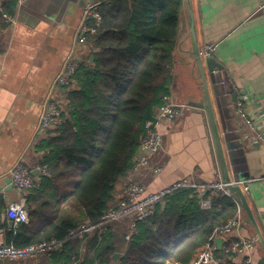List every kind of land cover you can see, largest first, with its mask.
I'll return each mask as SVG.
<instances>
[{
    "label": "trees",
    "instance_id": "obj_1",
    "mask_svg": "<svg viewBox=\"0 0 264 264\" xmlns=\"http://www.w3.org/2000/svg\"><path fill=\"white\" fill-rule=\"evenodd\" d=\"M0 4L1 29L3 14L15 15L18 0ZM182 5L183 0H111L99 7V26L89 20L96 31L87 35L90 52L68 92L65 122L37 146L50 176L36 177L38 186L25 196L29 223L13 226L3 217L7 208L0 197V231L7 244L26 248L60 241L47 264H111L116 253L117 264H190L214 231L235 218L232 197L178 189L136 225L129 241L130 228L123 230V222L108 224L100 235L70 237L113 207L118 183L132 173L147 123L170 96ZM216 255L228 256L224 249Z\"/></svg>",
    "mask_w": 264,
    "mask_h": 264
},
{
    "label": "crops",
    "instance_id": "obj_2",
    "mask_svg": "<svg viewBox=\"0 0 264 264\" xmlns=\"http://www.w3.org/2000/svg\"><path fill=\"white\" fill-rule=\"evenodd\" d=\"M86 1L18 0L16 25L5 23L0 29V197L6 208L22 198L7 173L20 161L30 169L43 161L37 146L50 131L41 132L38 123L50 95L66 92L56 86V79L67 57L75 52L83 62L90 52L86 45H78ZM93 1L106 5L111 0ZM197 47L204 76L195 55ZM206 47L213 48L211 54L206 55ZM173 55L170 97L183 107L173 122H157L162 149L150 158L149 169L131 173L118 183L112 206L130 179L150 193L183 180L197 185L223 181L207 110L190 106L206 104V84L228 177L234 180L238 171L244 176L248 205L264 239V141L257 139L258 134L264 136V0H183ZM208 56L223 67L216 78L222 85L221 109L205 63ZM233 92L256 122L255 130L238 116ZM156 168L161 171L156 173ZM239 239L257 240L248 255L251 264H263L264 249L243 211L240 229L231 233L225 244ZM221 259L237 264L241 258ZM11 263L20 264L0 260V264ZM43 263L47 264V257Z\"/></svg>",
    "mask_w": 264,
    "mask_h": 264
},
{
    "label": "built area",
    "instance_id": "obj_3",
    "mask_svg": "<svg viewBox=\"0 0 264 264\" xmlns=\"http://www.w3.org/2000/svg\"><path fill=\"white\" fill-rule=\"evenodd\" d=\"M99 7L100 3L96 1H86L84 18L79 29L78 45H85L87 42V35L93 34L96 31L93 27L88 26L89 20H94L97 26L101 23L102 18L98 11ZM0 13H2L1 4ZM3 18L5 23L10 26H15L17 23L14 15L3 14ZM212 51V47H206L205 49L206 55L211 54ZM81 65L82 61L75 52L67 57L63 70L56 79V86L64 88L66 92L59 96L53 93L45 103L38 123V129L41 132L54 131V129L64 124V115L66 114L69 102L68 92L72 89L71 87H75L74 77ZM164 100L165 104L157 112V122H173L177 115L180 114V107L183 106L173 102L170 96H166ZM236 110L238 116L244 121L245 125L255 130L256 122L247 115L241 101H238ZM152 124L153 121L148 122L146 125V131L141 140L139 154L136 158L132 173H139L149 169L150 158L162 149L163 137L155 127H152ZM257 139L263 142L264 136L258 134ZM33 171H38L39 175L46 177L50 176L49 168L43 161L33 169H30L23 161H20L7 173V177L10 179L12 186L22 194V198L18 202L11 203L5 212V218L12 222L15 227L29 223V212L26 207L25 196L39 184V180L32 175ZM160 171L161 169L159 168L155 169L156 173ZM239 185L242 187L243 193L247 195L249 190L246 186V182H241ZM190 188L199 189L202 196L209 191H218L229 196L226 185L222 182L197 185L190 180H183L174 184L171 188L164 189L158 193H150L141 183L130 179L122 185V195L119 201L111 207L97 223L82 224L79 228L70 233V237L83 239L86 235H91L93 233H98V235H100L110 223L130 221V230L125 237L126 241H129L136 232V225L149 219L154 214L156 207L162 204L165 197L175 190ZM209 204V201H204L202 206L208 208ZM237 206L238 212L235 218L230 220L224 227L214 231L208 243L198 250L190 264H232L227 260H222L216 255L218 251L216 239L223 237L227 242L229 235L240 229L242 224V209L238 203ZM256 243L257 240L255 239H239L223 245V249L228 256L235 255L241 258L237 264H251L248 252L252 250ZM61 245L62 243L60 241L52 240L26 248H17L5 242L3 231L1 230L0 260L18 262L20 264H40L44 257H48L52 252L59 250Z\"/></svg>",
    "mask_w": 264,
    "mask_h": 264
},
{
    "label": "water",
    "instance_id": "obj_4",
    "mask_svg": "<svg viewBox=\"0 0 264 264\" xmlns=\"http://www.w3.org/2000/svg\"><path fill=\"white\" fill-rule=\"evenodd\" d=\"M195 55L197 57V63L199 65L201 74L204 76V69H203V63H202V59L200 57V51L199 48L197 47L195 50ZM90 61L93 62L94 61V56H92L90 58ZM205 63L207 65V69L210 72V74L212 75L211 77L213 78V85L215 86L214 91H215V96L217 98V103L219 108L221 109L223 107V96L220 90H222V85L221 82L218 81L217 78V74L218 72L221 70H223V67L213 58V57H207L205 59ZM204 79V78H203ZM205 87V97L207 99L206 104L205 105H200V103H191L190 106L191 107H199L200 109H206L207 110V114H208V120H209V124H210V128H211V132L213 135V139H214V143H215V148H216V152L218 155V159H219V163H220V167H221V171H222V177H223V181L222 183H224L226 185V189L228 190L229 196L232 197L241 207L242 211L245 212L251 223L253 224L255 231L257 233L258 236V241L261 243L263 249H264V239L258 229V226L256 224V221L254 219L253 213L248 205V201H247V197L246 195L243 193L242 187L239 185V183L243 182L242 179L244 178V176L242 175L241 172H236V176L234 180H231L228 177L227 174V170H226V165H225V160L222 156V150H221V146H220V142H219V138H218V132H217V127H216V123L214 120V113H213V107H212V103L210 101V97L208 94V89L206 87V84L204 85ZM232 97H233V102L235 103V107H237V103H238V98H237V93H232ZM157 124V119L155 118L153 120V124L152 127L154 128ZM228 150L231 151L232 147L231 145L228 143ZM235 171V168H234ZM32 175L34 177H37L39 175L38 171H34L32 172ZM11 224L13 225V223L11 222ZM226 239L223 237L217 238L216 239V244L218 247V250H222L223 245L225 244ZM121 257V255L119 253H116L113 255L112 257V262L111 264H117L119 258Z\"/></svg>",
    "mask_w": 264,
    "mask_h": 264
},
{
    "label": "rangeland",
    "instance_id": "obj_5",
    "mask_svg": "<svg viewBox=\"0 0 264 264\" xmlns=\"http://www.w3.org/2000/svg\"><path fill=\"white\" fill-rule=\"evenodd\" d=\"M130 225H131V222L126 221V222H124L123 224H121L120 227H121L123 230L127 231V230H129ZM5 263H6V262H5ZM11 264H12V263H11ZM43 264H45V263H43Z\"/></svg>",
    "mask_w": 264,
    "mask_h": 264
}]
</instances>
